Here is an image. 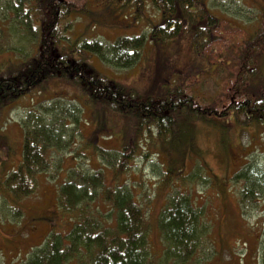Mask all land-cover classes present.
Returning a JSON list of instances; mask_svg holds the SVG:
<instances>
[{
	"label": "rangeland",
	"instance_id": "374dc122",
	"mask_svg": "<svg viewBox=\"0 0 264 264\" xmlns=\"http://www.w3.org/2000/svg\"><path fill=\"white\" fill-rule=\"evenodd\" d=\"M67 1L77 10L69 34L96 36L109 45L121 33H139L149 23L146 19L153 18L155 23L159 20L150 0H143L138 6L127 5L124 0ZM6 4L0 0V14ZM207 4L222 21L216 32L222 38L217 47L228 46L225 62L207 61L206 50L196 55L186 38L145 42L140 58L127 68H114L100 61L96 54L90 59L100 73L143 94L165 93L170 88L168 78L185 88V93H194L195 104L200 108L197 114L202 115L178 112L172 138L159 133L151 123L139 126L137 117L123 116L108 107L103 112L98 106L92 108L84 94H80L81 90L60 81L49 82L34 99L49 101L55 94L64 99H77L80 119L74 123L77 134L68 149H74L75 153L71 155L66 149L59 151L57 160L63 168L73 166L75 155H84L91 166H99L101 161L94 144L113 150L121 149L126 143L133 147L137 157L127 174H115L105 168L104 179L106 182L116 178L126 180L132 186L135 200L147 213L148 241L154 255H160L164 248L156 225L159 209L173 192L182 191L202 212L200 264H264V113L256 115L259 120L245 123V112L233 110L243 99L238 98L239 91L255 90L264 95V51L257 52L259 66L250 85L251 78L247 79L244 69H235L237 66L233 63L245 42L239 36L263 21L264 0H208ZM140 6L141 21L127 17L129 12L134 16V10ZM219 29L224 32L219 34ZM6 40L12 41V37L5 33L0 38L3 49L7 47ZM236 40H239L237 44L232 43ZM4 57L5 54L0 55V61ZM240 73L242 78L236 81ZM28 104L30 100L23 98L7 104L1 111L0 262L27 254L51 230L65 234L72 223L71 216L59 210L57 204V187L62 182L64 169L53 171L52 175L39 174L35 191L16 203L7 202L2 195L1 183L6 173L18 166L22 156L21 125L30 109V106L26 108ZM142 132H145L143 136ZM83 159L78 157V165ZM255 167L259 168L257 176L262 178L256 184L246 176L247 170ZM242 174L245 179L240 177ZM17 209L18 217L14 216ZM65 264H77V261L68 260Z\"/></svg>",
	"mask_w": 264,
	"mask_h": 264
},
{
	"label": "trees",
	"instance_id": "16d2710c",
	"mask_svg": "<svg viewBox=\"0 0 264 264\" xmlns=\"http://www.w3.org/2000/svg\"><path fill=\"white\" fill-rule=\"evenodd\" d=\"M124 1L138 6L143 0ZM150 1L157 11L158 22L148 18L149 23L139 33H121L109 45L96 36L69 34L74 25L73 15L77 13L72 2L5 0L7 7L0 14V38L6 33L12 41L6 40L7 47H0V55L5 54L0 61V119L2 109L17 100L28 98L30 104L26 108L30 106V109L21 125L22 156L18 166L6 173L1 183L2 195L7 202L16 203L35 191L39 174L52 175L53 171L64 169L62 182L57 187V204L59 210L71 216L72 223L65 234L51 230L27 254L17 259L14 255L7 262L2 259L0 264H65L68 260H76L77 264H198V261L200 264L198 251L204 221L194 200L182 191L173 192L161 206L156 225L164 248L160 255H154L148 241L147 213L135 200L132 186L126 180L116 178L106 182L104 179L105 168L115 174H127L137 157L133 147L126 143L121 149L113 150L94 144L101 161L99 166H91L84 155H75L73 166L63 168L57 160L61 155L59 151L66 149L71 155L75 153L74 149H68L77 134L74 123L80 119L77 99H64L56 94L49 97V101L34 99L49 82L60 81L81 90L80 94H84L92 108L98 106L103 112V108L108 107L123 116L137 117L139 126L151 123L169 138L176 130L173 125L178 112L201 116L197 114L200 108L195 104L194 93H185V88L177 81L168 78L170 88L163 94H143L110 79L91 65V56L96 54L100 61L114 68L131 67L140 58L145 42L177 38L189 40L196 55L206 50L204 58L209 62L214 59L225 62L228 46L217 47L222 38L216 32L222 21L208 6V0ZM141 6L134 10L137 14L133 16L129 12L127 17L141 21L138 15ZM262 20L239 36V40L245 42L233 62L235 69H244L246 78H251L249 85L259 66L257 52L264 51V18ZM218 31L219 34L224 32ZM239 40L232 43L237 44ZM242 75L238 74L235 80H241ZM258 92H237L238 98L243 99L233 110L245 112V123L259 120L256 115L264 113V95ZM78 157L85 158L80 165ZM258 172V167L248 169V181L262 182ZM246 176L240 177L245 179ZM18 213L17 209L14 216L18 217Z\"/></svg>",
	"mask_w": 264,
	"mask_h": 264
},
{
	"label": "bare ground",
	"instance_id": "6f19581e",
	"mask_svg": "<svg viewBox=\"0 0 264 264\" xmlns=\"http://www.w3.org/2000/svg\"><path fill=\"white\" fill-rule=\"evenodd\" d=\"M21 97V96H20Z\"/></svg>",
	"mask_w": 264,
	"mask_h": 264
}]
</instances>
